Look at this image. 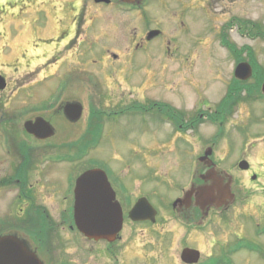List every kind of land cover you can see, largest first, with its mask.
Masks as SVG:
<instances>
[{
	"label": "flooded vegetation",
	"instance_id": "1",
	"mask_svg": "<svg viewBox=\"0 0 264 264\" xmlns=\"http://www.w3.org/2000/svg\"><path fill=\"white\" fill-rule=\"evenodd\" d=\"M60 1L64 2L63 8L67 5L71 8L67 18L57 14L60 6L56 4ZM147 1L141 0L132 7V12L137 13L138 23H135L134 31H129L128 36L122 35L124 42L117 46L118 49L113 50L108 46L107 41L110 36L114 37L107 25L109 17H116L118 21L116 25L121 34L126 31L119 14V11H122L119 8L124 5L120 0H111L109 4L96 3V0H72L71 2L67 0H3L0 4V18L11 19L9 24L11 28L8 29L6 26L4 30L7 39L5 52L8 55L12 54L14 39L19 35L26 38V44L30 47L51 48L43 50V54L46 59L52 57L49 63L54 67L52 76L56 81H61V86L64 82L65 86L60 93L57 90L59 94L56 97L60 98L64 92L78 96L83 90L78 87L70 88L75 84L88 87L86 90L89 92L90 103L87 105L85 128L92 124L89 121L91 113L99 110L101 106L105 107L102 111L109 112L110 117L117 124L120 123V115L125 113L132 115L134 142L137 145L141 141V136L144 135L148 136L149 144H156L155 148L149 149L156 151L160 146L168 148V151H161L159 155L170 153L171 148L178 147L176 154L182 163L183 174L189 176L188 180H183L182 195L190 189L198 190L201 187L212 186L214 182H220L225 187L230 180L229 175L250 172L239 169V163L245 160V157L239 158L233 165H227L224 160L230 154L228 148L230 135L227 130L229 121L234 111L240 110L246 104L247 99L244 96L250 93L251 89L246 87L247 84L236 80L234 73H232L231 82L227 85L228 81H225L227 79H223L222 83L226 88H220L222 90L220 95H213L216 90L209 88L206 90L202 87L201 82L205 79V75L210 74L214 66L212 47L210 45L206 48L212 42V37L200 36L197 42L192 43L193 47H187L185 44L190 41H184L185 36L188 35L183 29L185 22H181L182 27L171 23L180 19L182 11L185 12L184 8L178 9L169 16V19H166L172 25L167 28L159 24L162 23L159 19L157 21L155 18L150 19L149 8L143 9ZM103 5L111 9L106 11L101 8ZM115 6L117 9H114ZM165 6L167 7V4ZM167 10L170 11L168 8ZM13 19H19L21 24H17L18 21L12 22ZM64 23L71 28L68 33L72 36L74 34L72 29L75 28L76 35L73 39L71 37L70 44L61 50L60 43L66 39L63 32L67 31V29L60 31V25ZM154 23L158 26H153ZM16 24L22 26L24 31L19 30L12 37ZM249 27V22L233 20L229 27L225 25L223 32L217 34L219 29L214 31L218 37L216 42L220 44L222 41H231L226 28H229L230 33L237 32L242 37L252 33ZM259 28L264 29V27ZM152 30H160L161 33L149 40L148 33ZM256 33H263V31H256ZM233 39L238 42L237 36ZM222 46H224L223 43ZM228 47H232L236 53L234 44H228ZM190 48L192 53H186L185 50ZM239 49L245 50L244 54L237 57L235 53L229 52L230 56L225 58L224 66L230 65L231 60L234 69L242 62L253 63L246 47ZM51 51L52 55H50ZM73 53L77 57H68ZM160 55L164 56L160 57ZM163 64L176 67L173 76L156 73L159 65ZM196 64H200L196 75L189 73L188 70ZM148 68L155 71L151 78L155 87L165 86V81L171 79L172 81H189L193 89L188 93L177 89H165V93L145 100L137 89L122 88L123 84L118 79L122 71H127L124 82L134 87L139 81L137 76H140H135V73L138 74L140 69ZM37 74L39 73L32 72L28 73L26 78L23 77L22 90H13L9 88L8 83L6 89L0 90V238L5 234L17 232L45 264H98L100 257L102 264H136L137 262L155 264V258L151 254L155 251L159 254L165 253L166 245L163 242L167 241L165 238L168 236L166 229H168L169 219L162 218L158 214L155 223L138 224L130 221L128 219L130 208L127 211L125 208L132 204V199L124 202L121 190L114 185L113 180L111 183L124 211V227L117 241L113 244L106 241L94 242L84 238L78 232L74 221L73 190L70 186L71 177L75 172V163L60 164L61 155L57 156L51 150L52 146L60 145V143H75L78 138L72 137L73 140H70L68 137L57 135L63 126L70 128V125L68 123L66 125L65 121L61 120L65 119V116L56 110L60 107L59 98L54 100V103L57 101V106L40 103L41 93L45 91L43 88L34 86L33 78ZM106 76L109 79H115L114 82L120 89H112L114 82L110 85L104 83L108 81ZM140 80L145 79L140 77ZM215 80H221V77ZM233 81L239 84V88H236ZM56 89L47 90H53L55 94ZM23 90L26 91L22 95L24 101L33 103V108L41 110L33 111L27 119H23L22 116L28 111V104L24 106L26 109L22 113L13 111V108L9 107L10 98L20 96ZM1 96H6L4 102ZM92 105L96 106V110H92ZM150 111H155L156 114ZM40 117L53 125L56 136L40 140L26 130L27 121H36ZM147 118L151 120L147 121ZM205 123L214 126L215 129L217 127L216 131L205 134ZM118 128L124 127L119 124ZM104 129L105 125L102 130ZM109 134L116 135L112 126H108L107 135ZM195 144L200 146L192 150ZM221 145L225 146L223 158L218 155ZM56 153L59 154V152ZM172 153L175 154L173 149ZM153 172L156 174V169ZM147 174L150 176L149 173ZM165 175L168 176L169 172ZM114 182L119 181L114 180ZM233 185L232 193L235 197L228 204L225 203L220 208L217 205L202 208L193 196L190 204L184 206L181 211L188 224L194 225L200 233L216 229L209 249L210 255L225 252L237 236L246 237L244 235L245 230L248 229L246 222L238 224V205L242 201L241 194L236 191V188L233 190ZM251 209L250 207V210L245 213L248 214V218L252 216ZM257 210L261 216L264 214L263 207H257ZM232 225L236 227L232 237L220 239L217 231ZM257 225L260 226V223ZM125 227H128L126 233ZM137 231L146 232L142 240L148 236L141 245V254L128 242L139 235ZM260 234L263 236L264 231H260ZM221 240L223 242H219ZM129 245L131 248H128Z\"/></svg>",
	"mask_w": 264,
	"mask_h": 264
},
{
	"label": "rangeland",
	"instance_id": "2",
	"mask_svg": "<svg viewBox=\"0 0 264 264\" xmlns=\"http://www.w3.org/2000/svg\"><path fill=\"white\" fill-rule=\"evenodd\" d=\"M0 0V4L2 3ZM68 2H71L72 0H67ZM63 1L58 2L56 5L60 6V11L57 12L58 15L61 17L67 18L68 14H70V6L67 5L66 8H63ZM167 4V7L165 6ZM71 5V4H70ZM116 7V8H115ZM114 9H117V6H115ZM184 9H183V8ZM101 8L107 10H110V7H107L103 5ZM150 13V19H154L157 21L159 19V23L161 26L167 28L169 26L173 25H181V22L184 21V27L185 31L188 33V35L185 36L184 41L188 42L185 45L187 47H193V42H197L196 39L200 36H206L210 35L212 37V42L208 45L212 48L211 52H213L212 56L214 59V66L213 70L210 71L209 75H205V79L201 82L202 87H204L206 90L207 88L211 90H216L213 95H220L222 90L220 88L224 89L226 86L222 83L223 79L226 78L228 83L231 82L232 73L234 71L233 68V61L231 60L230 65H223L226 61V57H229L226 53V50H223L220 48L219 43L216 42L218 39L217 34L220 32H223V29H225V25H229L230 22L235 17H242L245 20H252V23H250L249 29H252L253 24L255 23H263L262 26L264 27V0H148L146 2V7L143 9H148ZM170 9V11L167 10ZM182 8L185 12L182 11V16L180 19H178L176 22H169L166 21V19H169V16L173 14L178 9ZM58 9V10H59ZM119 9L122 11H119V14L121 15L122 19L121 21L124 23L123 28L126 29L123 34L119 31V28L116 25L117 19L116 17H109L107 25L109 27V30L114 35L110 36L108 38V46L112 47L113 50L118 49V45L121 42H124V38L122 35L128 36L130 32L133 30V28L136 27L135 23H138L137 20V13L132 12L131 8L127 6H121ZM129 10V11H128ZM109 14V13H108ZM111 15V14H110ZM113 15V13H112ZM26 16V14L24 15ZM135 18H134V17ZM17 22V24H21V21L19 19H13L12 22ZM11 22V19L3 17L0 18V52L3 48V44L6 43L4 30L7 26L8 29L11 28L9 26ZM170 24H167V23ZM157 23V22H156ZM15 25L14 33L11 35L14 37L19 30L24 31V28L19 25ZM153 26H157L153 24ZM261 26V24L258 26V28ZM182 27V25H181ZM141 28V27H140ZM153 28V27H152ZM67 29V31H65ZM70 26L67 24H61L60 25V31L63 32V36H66V39L60 43V48L63 50L65 47H67L71 42L72 39L75 37V28L72 29V33L74 34L71 36V34L68 33V30H70ZM144 29V28H142ZM219 29V30H218ZM227 29V33L230 37V39L236 43V41L233 39L234 36L238 37V42L236 43L237 46L243 47L245 45H250L256 55L258 56L259 62L263 67V73H264V38H258L253 39L252 36L254 33H247V35L238 34L237 32L230 33L229 28ZM237 29V28H235ZM255 29V26L254 28ZM215 30H218L217 34L214 32ZM130 31V32H129ZM134 31V30H133ZM234 31V30H233ZM210 32V33H209ZM209 33V34H207ZM116 36V37H115ZM15 42L13 44L14 46V53L10 57L9 55L0 54V74L3 75L7 79V83L9 84V88L16 90L18 88V78L23 79V75L25 77L26 74H28L32 70L41 71V73L38 75L39 77L42 76L41 81L48 80V70H46V65H49L50 61H52V57L46 59V56H43V50L45 48L43 47H27L26 48V38L22 35H19L16 37ZM216 42V43H215ZM160 43V41H159ZM206 46V47H208ZM186 47V48H187ZM24 53L20 58H18L21 55L22 50H24ZM186 53L191 54L192 49H186ZM52 55V53L50 54ZM164 55H160V57H163ZM68 57H77L76 55L70 54ZM18 58V61H17ZM74 59V58H73ZM9 60V61H8ZM8 61V62H7ZM68 62L70 60H67ZM7 65L6 67H4ZM53 65V64H52ZM167 66V67H166ZM200 67V64L193 65L190 70H188L189 73L195 74L197 73L198 69ZM34 68V69H30ZM50 70H53L54 67H48ZM155 71H152V69L148 68L145 70L140 69L138 71V74L135 73V76L139 77V81L136 82L134 87L131 85L125 83L124 78L126 76L127 71H122L118 79L123 84L124 89L127 88H135L140 93V95L146 100V98H155V96H159L162 93H165V89H177L184 91L186 93L190 92L193 89V86L190 85L189 81H172L171 79H167L165 81V86H158L155 87L154 84H152V77ZM176 72V67L171 66L169 67L168 64L159 65V67L156 69V73L167 75L168 77L173 76V74ZM224 72H226L224 74ZM148 74V76L146 75ZM206 74V71H205ZM134 76V77H135ZM58 77V76H57ZM140 77L142 79H145L144 81L140 80ZM221 77V80H215L216 78L219 79ZM107 82H104L108 85L114 82L113 79H109L108 76L105 77ZM264 78V77H263ZM117 79V78H116ZM233 79V78H232ZM116 81V80H115ZM252 85L256 84V80L253 79L249 81ZM54 84H57L56 80L54 81ZM164 85V84H163ZM20 86V85H19ZM81 88L83 91H81L80 94L77 95H68L67 93H62L60 98L58 99V102L62 104V101L64 99H68V96H73L70 98H78L79 100H83L85 105L89 104L90 97L89 92H87L86 88L87 86L83 84H75L73 86H70V88ZM106 87V86H103ZM112 89H120L117 84L111 86ZM20 88V87H19ZM65 88L64 83L63 86H61V83L57 85V90L61 91V89ZM80 89V90H81ZM48 93L45 95L43 92L41 93V102L50 103L52 101V106L56 104L58 105L57 101L54 103L53 97L54 93L53 90H47ZM120 91V90H119ZM164 91V92H163ZM26 91L23 90L20 93V96L17 95L15 97L10 98L9 107L13 108V111L16 112H24L26 108L24 106L28 104V111L22 116L23 119H27L30 117L31 113L33 111H41L37 110L34 107L33 103H27V101H24V98H22V95L25 94ZM56 92V94H59ZM212 93V92H211ZM259 93V92H258ZM258 96H254L250 102H248L246 105L247 107H244L240 110V113H242V116L238 117V110L236 109L232 115L231 118L233 120L229 121L230 125L227 128L230 134L229 139V156L225 158L224 162L226 161L227 165H233L235 161H237L241 157H245L248 160V164L250 165V169L248 173H233V175H236V182L233 186V190L236 188V191L241 194L240 204L238 205V211H239V219L238 224L241 225L243 221L246 222V225L248 221H250V229L245 230L244 235L246 237L237 236L234 238L233 243L238 242L235 244L237 245L238 250L234 253V256L231 253L224 254L221 253H214L210 255L209 249L211 248V241L213 236L215 235V230H209L204 232H199L197 229L194 230L192 233L191 230H188V225L181 221V218L177 216L176 214L172 213L170 210V207L173 203V200L180 196L182 194V187L184 184V179L188 180L189 176H186V174H183V166L182 163L179 160L178 155L176 154L177 148H171L170 153L164 154L161 153L159 156L151 157L148 155L147 160H142V153L136 152V156L130 155L127 156L129 153L132 154L134 149H138L137 146H140L141 148H148L144 151L147 152H156L155 150L149 149L155 148L156 144L151 145L149 144L148 136L145 137L144 135L141 136V141H139V145L134 144L133 138L135 135L133 134V126L131 123V120L133 119L132 115H124L123 117H120V124L125 129H128V133L125 137L122 138H115L111 135H107L108 125L105 124V129L103 131L102 138L98 145L93 147V150H90L87 155L82 160L87 161H93L91 163H94V161H104V163H101L105 166L107 169L109 176L111 179L115 180L118 179L121 182L126 183V188L128 192L131 191H138L146 194L149 197L150 202L153 206L156 208H160L161 216H164L165 218L169 219V225L168 228L172 229V234L168 239L173 240L171 241L172 244L167 249L166 257L164 256L162 261H165V264H181L180 255L181 252L179 251L181 246L186 247H193V248H200L204 249L205 255L202 259L201 264H264V237H258L257 231L258 227H261L262 230H264V218H261L262 216L259 214L257 207H260V205L263 203L264 205V99H258ZM6 96H1L2 102H4V98ZM215 98V97H214ZM105 108V107H102ZM106 110V109H105ZM153 114H156L155 111ZM210 112V111H207ZM87 117V115H86ZM84 120L85 117H83L82 121L79 123L81 127H84ZM150 121L151 119H148ZM237 127L234 125L235 121ZM77 127L75 128L74 125H70V128L66 132V127L63 126L59 132L58 136L69 138L70 140H73L72 137H77L79 132L83 130V128ZM247 128V130H245ZM122 128H115L114 132L116 135L121 134L127 130ZM217 129V127H216ZM215 127L205 123L204 130L205 134H208V132L216 131ZM224 130V129H223ZM214 131V132H215ZM225 131V130H224ZM236 131L240 134V138L243 135V133L247 134V137L245 139L239 140V135L234 136L236 134ZM226 132V131H225ZM108 136H110L108 138ZM145 137V138H144ZM236 139L235 142L232 140ZM108 138V139H107ZM207 139V138H206ZM207 142V140H206ZM61 144V143H60ZM200 144H195L192 147V150L194 147L199 148ZM222 146V145H221ZM57 146H52L51 150L53 153H55L57 156H60L61 154H57L56 152ZM56 149V150H55ZM172 149L174 150L175 154L172 153ZM224 149L225 146H222V148L219 149L218 155L220 158H223L224 156ZM55 150V151H54ZM162 151H165L166 149H161ZM191 150V152H192ZM87 151V150H86ZM168 151V150H166ZM247 151V154L244 152ZM236 152V154H234ZM249 158H248V157ZM122 160L121 166H119L120 159ZM142 160V161H139ZM83 166L81 163L76 164V168H80ZM86 167H89L87 165ZM119 167V168H118ZM149 169H156V174L161 178H158V176H149L146 171ZM186 169V168H185ZM126 172L130 174L124 176V173ZM169 172V175H165ZM146 173V174H144ZM144 174V175H143ZM147 178V181L145 183H142L143 179ZM165 177V178H164ZM256 177L257 180H256ZM253 180V181H252ZM255 181V182H254ZM257 181V182H256ZM142 194V195H143ZM136 195L139 194L136 192ZM129 196L132 198V196L129 194ZM141 196V195H140ZM130 207V206H129ZM129 207H127L129 209ZM251 209L252 216L248 218V214L246 215L248 210ZM264 208V207H263ZM171 218V219H170ZM261 218V219H258ZM258 219V220H256ZM257 223H260V226L257 225ZM217 228H223V227H217ZM235 225L229 226L227 228H224L220 231H217L220 236V239L224 240L227 237H232L233 233L236 231ZM188 230V231H187ZM253 231V235H252ZM189 232V233H188ZM216 232V233H217ZM139 235L135 238H133V243L135 245L141 243V239L145 237L146 232H139ZM144 234V235H142ZM219 242H223V241ZM242 240V241H241ZM170 242V243H171ZM218 244V243H217ZM258 244L261 246L260 251H251V248L253 249L254 246H258ZM220 255V256H219ZM211 256H218V257H211ZM100 264V263H99Z\"/></svg>",
	"mask_w": 264,
	"mask_h": 264
},
{
	"label": "water",
	"instance_id": "3",
	"mask_svg": "<svg viewBox=\"0 0 264 264\" xmlns=\"http://www.w3.org/2000/svg\"><path fill=\"white\" fill-rule=\"evenodd\" d=\"M99 2H108V0H98ZM134 1V0H125ZM237 77L247 79L251 75V70L248 65H239L236 70ZM264 93V85H263ZM69 105L66 108V112L69 113L72 108ZM26 128L29 132L35 134L38 137H42L40 131H45L47 126L39 119L37 123L33 124L28 122ZM54 132H49L47 136L53 135ZM242 168H247L246 163L241 164ZM204 198L208 204L217 203L223 200V194L225 191L217 186L204 189ZM76 222L79 229L88 237L99 239L113 240L115 234H117L122 228L121 216L116 203H114V193L111 190L107 177L100 170L89 171L83 174L77 180L76 186ZM216 194H219L218 197ZM185 200L181 199L175 203H184ZM154 213L151 210L149 204L145 199L140 200L131 212V217L134 220L148 219ZM12 240H16L15 238ZM4 241L0 247L3 251L9 249V245ZM15 245V244H14ZM13 245V248L7 252L9 256L7 264H41L33 262L32 256H28L24 251V244L18 243V247ZM198 253L189 249L184 250L182 258L188 263H193L198 260ZM1 258V257H0ZM3 261V258L1 259ZM4 264V262H0Z\"/></svg>",
	"mask_w": 264,
	"mask_h": 264
}]
</instances>
